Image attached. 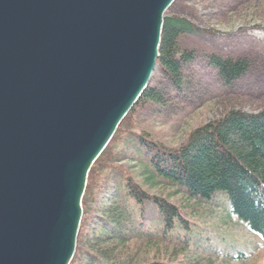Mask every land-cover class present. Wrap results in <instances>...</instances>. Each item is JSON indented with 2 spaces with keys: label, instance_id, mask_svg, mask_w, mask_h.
Here are the masks:
<instances>
[{
  "label": "water",
  "instance_id": "water-1",
  "mask_svg": "<svg viewBox=\"0 0 264 264\" xmlns=\"http://www.w3.org/2000/svg\"><path fill=\"white\" fill-rule=\"evenodd\" d=\"M174 1L0 0V264H70L88 172Z\"/></svg>",
  "mask_w": 264,
  "mask_h": 264
},
{
  "label": "trees",
  "instance_id": "trees-1",
  "mask_svg": "<svg viewBox=\"0 0 264 264\" xmlns=\"http://www.w3.org/2000/svg\"><path fill=\"white\" fill-rule=\"evenodd\" d=\"M200 30L178 15L163 19L156 64L177 92L185 83L183 68L194 59L192 51L180 48L179 38ZM252 65L246 58L206 55V66L227 88ZM164 95L163 88L149 84L92 164L70 264H134L142 245L186 243L179 233L193 234L197 223L171 200L175 195L187 205L222 196L231 214L264 245V107L255 112L229 109L170 147L140 125L146 121L141 115L153 114L152 106L163 105ZM161 186L171 192H154ZM198 243L204 245L201 239Z\"/></svg>",
  "mask_w": 264,
  "mask_h": 264
},
{
  "label": "rangeland",
  "instance_id": "rangeland-1",
  "mask_svg": "<svg viewBox=\"0 0 264 264\" xmlns=\"http://www.w3.org/2000/svg\"><path fill=\"white\" fill-rule=\"evenodd\" d=\"M165 15L184 17L201 30L179 38L180 48L194 53V59L182 70L185 83L180 92L162 79L156 64L149 84L163 88L165 102L152 106L153 114H142L141 120L146 117V121L141 126L153 131L167 146L175 147L191 129L229 109L255 112L264 107V0H175ZM210 53L250 59L253 65L227 88L206 66ZM154 192L167 195L171 189L161 186ZM171 200L192 215L189 219L197 223L192 227L195 232L179 233L186 243L140 246L134 264L151 260L169 264H264L260 237L231 214L222 196L215 195L204 204L187 205L179 195ZM199 239L204 245H199Z\"/></svg>",
  "mask_w": 264,
  "mask_h": 264
}]
</instances>
